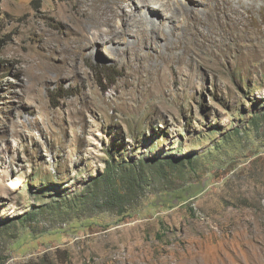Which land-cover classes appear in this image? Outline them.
<instances>
[{"label":"rangeland","instance_id":"1","mask_svg":"<svg viewBox=\"0 0 264 264\" xmlns=\"http://www.w3.org/2000/svg\"><path fill=\"white\" fill-rule=\"evenodd\" d=\"M72 7L0 0V264H183L263 242L264 0L190 33L156 76L101 44L58 54L59 75L38 64Z\"/></svg>","mask_w":264,"mask_h":264},{"label":"bare ground","instance_id":"2","mask_svg":"<svg viewBox=\"0 0 264 264\" xmlns=\"http://www.w3.org/2000/svg\"><path fill=\"white\" fill-rule=\"evenodd\" d=\"M70 1L73 4L71 23L59 17L58 24L63 27L60 34L63 37L53 36L49 48L42 49L43 58L38 64L55 70L59 75L61 69L54 62V58L58 59V54L70 52L74 57L77 54L87 59L95 52L97 45L101 44L109 46L118 59L125 56V61L131 67L140 66L148 75L156 76L160 72L165 73L173 62L182 63L185 60L184 54L190 48V33H204L202 27L205 25L215 29L221 23L219 18L222 15L227 20L229 12H238L239 7H248L255 0ZM40 75L42 73H35L33 77ZM18 84L24 87V92L19 97V102L22 103L31 97L26 91L27 84ZM120 250L115 248L117 253ZM173 258L181 260L183 264H264V241L247 242L242 251L235 247L218 249L212 257L206 256L200 248ZM116 260L108 264L140 262L139 258L130 253L123 261Z\"/></svg>","mask_w":264,"mask_h":264},{"label":"trees","instance_id":"3","mask_svg":"<svg viewBox=\"0 0 264 264\" xmlns=\"http://www.w3.org/2000/svg\"><path fill=\"white\" fill-rule=\"evenodd\" d=\"M168 161H173L172 158H168ZM111 171V164L107 163V168L106 170L100 175V180L104 182V186L106 189V198L112 199V200H117L119 199L120 191L114 188L112 182L110 181V177L106 178V174H110Z\"/></svg>","mask_w":264,"mask_h":264}]
</instances>
